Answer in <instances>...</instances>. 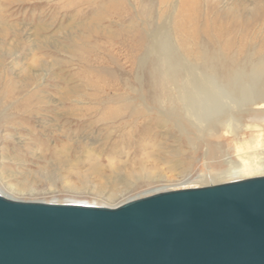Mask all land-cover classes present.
Wrapping results in <instances>:
<instances>
[{
	"label": "rangeland",
	"instance_id": "1",
	"mask_svg": "<svg viewBox=\"0 0 264 264\" xmlns=\"http://www.w3.org/2000/svg\"><path fill=\"white\" fill-rule=\"evenodd\" d=\"M109 2L0 0V65L14 76L11 73H30L41 64L45 101L41 115L28 121L5 107L7 120L0 122V196L116 208L157 193L264 177L259 172L236 180L214 178L213 170L206 178L212 161L207 159L206 166L204 146L193 154L189 142L179 144V132L171 135L154 124L158 119L182 122L183 115L172 114L167 102L157 107L148 100L147 67L140 62L144 54L134 62L130 35H119L128 24L119 25L104 14ZM144 2L136 6L129 0V7L137 8V23L164 28L165 36H154L161 46L159 63L168 56L163 41L182 66H198L194 57L212 49L220 65L230 58L251 64L264 56V0H154L148 18ZM52 99L57 102L55 116L50 113ZM114 99L123 105L119 112L110 104ZM253 123L264 125L261 120Z\"/></svg>",
	"mask_w": 264,
	"mask_h": 264
},
{
	"label": "water",
	"instance_id": "2",
	"mask_svg": "<svg viewBox=\"0 0 264 264\" xmlns=\"http://www.w3.org/2000/svg\"><path fill=\"white\" fill-rule=\"evenodd\" d=\"M0 264H264V177L116 208L0 196Z\"/></svg>",
	"mask_w": 264,
	"mask_h": 264
},
{
	"label": "bare ground",
	"instance_id": "3",
	"mask_svg": "<svg viewBox=\"0 0 264 264\" xmlns=\"http://www.w3.org/2000/svg\"><path fill=\"white\" fill-rule=\"evenodd\" d=\"M141 2L148 8L144 15L150 17L154 0H133L136 6ZM166 2L169 4L171 0ZM129 6V0H112L104 4L103 11L108 20L115 19L119 25L128 24L119 35H130L134 62L139 61V55L144 54L140 62L147 67V87L150 91L148 100L151 104L159 107L167 102L172 114L183 115L182 122L158 119L154 124L163 126L171 135L175 130L179 132L180 138L182 137L179 144L182 145L184 140L189 142L193 154H198L202 145L204 146L205 164L207 159L212 161L210 168L207 167L210 172L206 174V178L211 177L213 170H217L213 173L214 178L234 180L249 173L264 172V125L253 123L259 120L264 122V56H257L251 64L237 63L230 58L227 65H220L219 54L212 49L194 57L199 69L192 64L182 66L171 45L163 41L162 50L168 56L165 61L162 60L163 63H159L161 46L159 41H154V36H165L164 28L151 26L148 21L146 26L137 23V8L134 7L133 10ZM189 31L190 36L195 34L194 27ZM107 39L113 41L111 37ZM210 42L214 44V40ZM186 45L187 43L183 45L184 49ZM35 67L37 69L30 73L14 72L11 73L14 76H11L0 65V122L7 120L6 106L15 111V114H22L21 118L25 121L44 111L45 101L40 89L44 77L41 64L37 63ZM106 74L113 77L109 72ZM88 85L95 87L91 83ZM55 102L53 99L49 101L53 104L50 113L54 116L57 114ZM111 103L118 108V112L123 106L118 105V99ZM244 122L248 124L242 125ZM145 124L149 125L151 121ZM145 124L142 128L146 127ZM144 134L146 132L142 131V135ZM197 138L199 141L194 143ZM111 197L112 195L109 198Z\"/></svg>",
	"mask_w": 264,
	"mask_h": 264
}]
</instances>
